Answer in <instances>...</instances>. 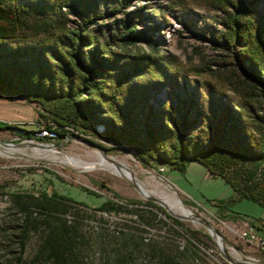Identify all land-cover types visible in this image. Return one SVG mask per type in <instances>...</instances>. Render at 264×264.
<instances>
[{
    "label": "trees",
    "instance_id": "trees-1",
    "mask_svg": "<svg viewBox=\"0 0 264 264\" xmlns=\"http://www.w3.org/2000/svg\"><path fill=\"white\" fill-rule=\"evenodd\" d=\"M133 1L0 0V95L40 105L59 141L74 130L93 143L88 136L100 126L113 144L109 152L129 150L156 171L185 173L199 163L236 199L264 207V0H199L222 16L221 29L201 35L220 57L210 81L141 29L144 15L129 10ZM108 19L113 23H103ZM17 130L34 140V133ZM17 197L25 216L17 235L20 262L31 229L43 228L34 264H81L82 224L72 209L89 207L56 191ZM119 206L109 199L93 209ZM151 213L149 225L157 219ZM134 229L121 235L123 246L138 239ZM123 248H114L111 264H127L134 250ZM162 264L182 263L166 254Z\"/></svg>",
    "mask_w": 264,
    "mask_h": 264
},
{
    "label": "rangeland",
    "instance_id": "rangeland-1",
    "mask_svg": "<svg viewBox=\"0 0 264 264\" xmlns=\"http://www.w3.org/2000/svg\"><path fill=\"white\" fill-rule=\"evenodd\" d=\"M129 10L144 15L141 29H148L163 51L177 57L186 69L200 71L201 80H212L208 74L216 69L220 57L201 35L221 29L222 16L218 12L203 7L199 0H135ZM113 21L108 19L103 23ZM42 114L49 117L40 105L0 95V128L13 127L9 131L0 130V143L7 144L0 145V264H34L32 260L40 246L43 228L31 229L27 250L20 262L17 235L25 216L17 196L38 195L42 191L49 196L56 191L89 207L75 204L72 209L82 224L77 250L81 264H111L117 246L124 247L125 253L134 250L133 255L126 253L127 264H162L166 254L174 255L182 264H264V251L243 235L248 226L262 231L264 207L249 199H236L231 186L222 178H213L203 165L192 163L185 173L159 166L156 171L129 150L109 152L113 144L102 136V127L98 126L96 133L88 136L109 153L104 157L126 159L138 176L140 187L152 192L150 196L162 200L167 196L183 202L191 219H179L164 209L182 223L184 228H181L158 204L148 206L149 199L139 193L132 181L101 169L49 161L47 156L52 150L58 152L61 161L74 157L89 163L96 162L102 153L75 136L78 133L74 130L67 139L57 143L58 136L52 139L51 135H36L54 131L47 128L48 120ZM17 129L35 133L34 140L19 137L22 132ZM48 145L57 147L45 148ZM109 199L121 204L115 212L93 209ZM128 200H140L142 204L128 203ZM151 212L157 214V219L149 225ZM202 219L209 220L220 232L227 256L220 251ZM132 226L136 227L138 239H127L128 244L123 246L125 239L121 235ZM141 236L144 241H139ZM197 251L203 259L197 257Z\"/></svg>",
    "mask_w": 264,
    "mask_h": 264
},
{
    "label": "bare ground",
    "instance_id": "bare-ground-1",
    "mask_svg": "<svg viewBox=\"0 0 264 264\" xmlns=\"http://www.w3.org/2000/svg\"><path fill=\"white\" fill-rule=\"evenodd\" d=\"M33 135H35V133ZM0 155H1V152H0ZM47 157H48V160L53 162V163H68V164H73L77 168L84 167V168L89 169V170L101 169V170L107 171V172H109V173H111L113 175H117V176H120L122 178H126V179L132 181V184H133V182H136L138 184V186L140 187L139 183L137 182L138 181V176L132 172L127 160L124 159V158L104 157L102 155H99V159L96 162H93V163L92 162H90V163L89 162H85V161H83L81 159H77V158H74V157L73 158H68V159H65V160L61 161L59 156H58V152L55 151V150H52L51 153L48 154ZM159 184H161V183L159 182ZM140 189H141V191L144 194H148L149 196L153 195L152 192L147 190V188L145 189V188L140 187ZM154 193L160 195L158 191H154ZM163 200L168 204L169 208L175 214L179 215L180 217L175 215V214H173L171 212V210L169 209V212L173 216L178 217L179 219H182V218L191 219V217L188 215V213H189L188 210L189 209H187L184 206L183 202H181L178 199L171 200L167 196ZM180 211H184V212H180ZM210 234H211L213 240H215L216 243L219 245L220 251L225 256H227L226 250H225V246L220 242L219 238L211 231H210Z\"/></svg>",
    "mask_w": 264,
    "mask_h": 264
},
{
    "label": "water",
    "instance_id": "water-1",
    "mask_svg": "<svg viewBox=\"0 0 264 264\" xmlns=\"http://www.w3.org/2000/svg\"><path fill=\"white\" fill-rule=\"evenodd\" d=\"M59 140L57 139L55 142L57 143ZM85 141V140H84ZM54 142V143H55ZM87 142V141H85ZM0 145H7V144H3V143H0ZM87 145L90 147V148H95V149H98L103 156H107V154H109L108 152H106L104 149L96 146L95 144L93 143H90V142H87ZM57 146H54V145H48L46 146L45 148L47 149H52V148H56ZM133 185L134 187L139 191V193L142 195V196H145L146 198L149 199V201L151 202H154L155 204H158L159 206H162L163 209L167 210L169 212V206L168 204L162 200V199H158V198H155L153 196H149L148 194H144L140 187L138 186V184L136 182H133ZM184 204V203H183ZM170 213V212H169ZM171 214V213H170ZM203 222L205 223V225L210 229L211 232H213L220 240V242L225 246V240L224 238L222 237V235L220 234V232L214 227V225L207 219H202Z\"/></svg>",
    "mask_w": 264,
    "mask_h": 264
},
{
    "label": "built area",
    "instance_id": "built-area-1",
    "mask_svg": "<svg viewBox=\"0 0 264 264\" xmlns=\"http://www.w3.org/2000/svg\"><path fill=\"white\" fill-rule=\"evenodd\" d=\"M36 135L38 136H48L51 135L52 137L50 138H54L57 137L56 132L54 131H43L40 133H37ZM243 235L250 241L254 242L257 247H259L261 250L264 251V222H263V227H262V231L258 232L256 231L255 228L248 226L247 228H245Z\"/></svg>",
    "mask_w": 264,
    "mask_h": 264
}]
</instances>
